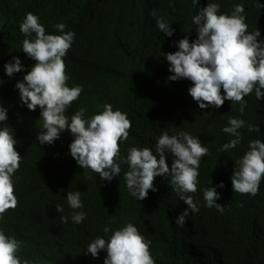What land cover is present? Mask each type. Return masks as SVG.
<instances>
[{"label":"trees","instance_id":"trees-1","mask_svg":"<svg viewBox=\"0 0 264 264\" xmlns=\"http://www.w3.org/2000/svg\"><path fill=\"white\" fill-rule=\"evenodd\" d=\"M208 2L219 3L220 12L228 14L235 4H243L248 31L258 28L259 39H264V7L259 8L257 0ZM258 2L264 5V0ZM206 4L207 0L198 6L191 0H174L171 7L169 0H0V104L8 109V119L0 126L12 128L15 148L22 156L14 175L18 204L7 210L0 228L22 242L18 253L22 260L30 264H103L106 252L102 250L93 258L85 254L87 245L97 236L107 240L111 232L105 235L103 226L110 225L114 231L131 222L151 241L149 250L156 264H264V179L254 197L232 192L230 180L234 161L248 150L249 141H264V98L257 100L254 91L246 96L243 114L238 111L239 104L232 105L229 100L218 109H200L188 94L191 81L167 79L172 73L163 54L175 52L174 42L185 36L190 43L197 38L192 16ZM153 10L171 24V37L159 32L156 18L150 14ZM29 12L39 17L46 33L60 34L53 27L57 23L66 25L65 32L75 33L63 60L69 87L83 85V91L66 115L85 107V116L90 117L97 105L105 103L127 113L131 128L128 139L119 145L121 156H126L130 147L154 151L164 130L169 135L187 131L207 144L209 154L201 158L197 191L191 194L194 202H199V213L190 211L182 228L176 226L175 218L187 205L165 177H155L157 191L149 190L148 196L138 201L124 184L126 164L120 165L121 174L111 182L102 181L98 174L96 179H85L83 169L69 154L73 140L69 131L51 145L38 143L36 136L42 131L39 106L29 110L15 88L35 63L21 51L26 37L19 25ZM13 57L20 58L24 69L8 77L4 64ZM229 116L260 130L241 128V143L220 152V145L233 138L221 131ZM172 159L166 154L169 168ZM221 181L224 187L216 190L220 192L217 203L226 206L222 214L204 206L201 191ZM75 190L81 192L87 217L78 225L71 220L62 223L60 217L73 211L67 193ZM56 205H62L64 211L58 213Z\"/></svg>","mask_w":264,"mask_h":264},{"label":"clouds","instance_id":"clouds-1","mask_svg":"<svg viewBox=\"0 0 264 264\" xmlns=\"http://www.w3.org/2000/svg\"><path fill=\"white\" fill-rule=\"evenodd\" d=\"M191 2L198 6L201 0ZM169 6H174V0H169ZM257 6L264 7L258 0ZM150 14L156 18L159 32L171 37L174 31L171 24L158 16L156 10ZM245 20L243 4H235L228 14L220 12L219 3L207 0L206 6L199 7L192 16L197 38L190 43L185 36L174 42L175 52L163 54L172 73L167 79L191 81L188 94L200 109H218L229 100L232 105L239 104L238 111L243 114L247 106L246 96L254 91L257 100L264 98V39H259L258 28L249 32ZM53 27L60 34L46 33L39 17L31 12L25 14L19 25V31L26 37L21 51L35 63L23 80L16 82L15 88L19 91L20 102L29 110L35 111L39 106L42 131H38L36 140L40 145H51L61 133L69 131L73 137L68 146L69 154L83 169L85 179L93 176L96 179L98 174L102 181L111 182L121 174L120 165L126 164L128 170L123 174L124 184L130 196L138 201L144 200L149 190L157 191L153 184L155 177H165L178 199L187 205L175 218L176 226L182 228L190 211L199 213V202H194L191 194L197 191L201 158L209 154L207 144H202L198 136L187 131L169 135L168 130H164L156 140L154 151L147 147H130L127 155L121 156L119 145L128 139L131 128L127 113L114 110L111 104L105 103L97 105V111L90 117L85 116V107H79L70 117L66 115L72 102L80 97L83 85L69 87L70 76L66 74L63 60L75 33L65 32L64 23ZM23 69L19 57L4 64L8 77ZM7 112L8 109L0 104V125L7 121ZM245 126L249 132L260 130L257 125L246 124L244 119L229 116L221 131L233 138L220 145L218 151L227 152L237 147L242 139L239 130ZM16 144L12 128L0 126V221L4 220L7 210L15 209L18 204L14 195V175L20 168L22 156L16 150ZM166 154L173 157L170 168ZM234 165L230 177L232 192L254 197L264 179V141L250 140L248 150L234 161ZM210 183L209 180L208 185ZM223 187L221 181L215 187L201 189L204 206L215 208L221 214L225 206L217 203L220 193L216 189ZM66 201L73 211L70 216H61V222L82 223L87 213L83 211L81 192L68 191ZM56 211L62 213L63 206L56 205ZM102 231L105 235L111 232V235L107 240L102 236L95 237L87 245L85 254L90 253L96 258L100 251H105L103 264H156L149 250L151 241L145 239L131 222L114 231L110 225H105ZM21 244L0 228V264H30L18 255Z\"/></svg>","mask_w":264,"mask_h":264},{"label":"bare ground","instance_id":"bare-ground-1","mask_svg":"<svg viewBox=\"0 0 264 264\" xmlns=\"http://www.w3.org/2000/svg\"><path fill=\"white\" fill-rule=\"evenodd\" d=\"M221 189V188H220ZM224 192V191H223ZM220 193V192H219ZM228 205V204H227ZM231 205V204H230ZM226 207V206H225ZM201 254H203V253H201Z\"/></svg>","mask_w":264,"mask_h":264}]
</instances>
